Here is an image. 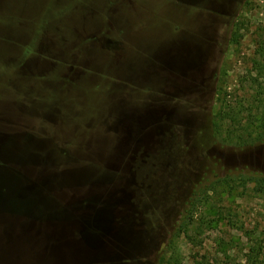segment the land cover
Instances as JSON below:
<instances>
[{"label":"rangeland","instance_id":"374dc122","mask_svg":"<svg viewBox=\"0 0 264 264\" xmlns=\"http://www.w3.org/2000/svg\"><path fill=\"white\" fill-rule=\"evenodd\" d=\"M263 62L264 0H0V264L264 254L252 185L186 214L206 176L264 173V139L220 137L256 131Z\"/></svg>","mask_w":264,"mask_h":264},{"label":"trees","instance_id":"16d2710c","mask_svg":"<svg viewBox=\"0 0 264 264\" xmlns=\"http://www.w3.org/2000/svg\"><path fill=\"white\" fill-rule=\"evenodd\" d=\"M261 66L257 69L258 78L254 81L255 86L258 89V96L261 99H264V62L260 64ZM231 109H228L227 112H223L222 114H218L217 123L215 125V132L221 135V131H223L222 126L226 121H232L233 123H239V118L237 115L231 114ZM258 125L253 126L256 128V131L250 133L248 128H241V130H230L227 133V136L222 138L221 140L223 144L228 145H238V147L246 146L252 143H260L264 139V113L260 119L257 121ZM241 134V135H238ZM231 185L237 184L238 186L242 185L244 188L247 185H252L255 194L264 198V173H240L237 176L226 175L224 177H220L218 174H214L206 178H203L197 185L194 187V191L190 196V208L187 210V219L189 220L192 217L195 208L200 203L201 200L205 199V195L207 193H213L216 187L222 185ZM193 210V211H192ZM181 229V227H180ZM247 264H264V254L262 252H255L252 250L247 259Z\"/></svg>","mask_w":264,"mask_h":264},{"label":"flooded vegetation","instance_id":"af4514ba","mask_svg":"<svg viewBox=\"0 0 264 264\" xmlns=\"http://www.w3.org/2000/svg\"><path fill=\"white\" fill-rule=\"evenodd\" d=\"M47 247H48V246H47ZM47 247H45V249H47ZM49 247H50V246H49ZM49 247H48V249H49ZM62 250L65 251L64 249H62ZM51 253H52L51 251H49V252L47 251V252H46V255H49V256H50ZM33 257H34V258H36V257H40V258H42V259H45V256H43L42 254H40V255H38V256L33 255ZM91 263H93V261L88 262L87 264H91Z\"/></svg>","mask_w":264,"mask_h":264},{"label":"water","instance_id":"95a60500","mask_svg":"<svg viewBox=\"0 0 264 264\" xmlns=\"http://www.w3.org/2000/svg\"><path fill=\"white\" fill-rule=\"evenodd\" d=\"M105 234L107 235V234H109V232H110V229H105ZM94 262L96 261V260H93Z\"/></svg>","mask_w":264,"mask_h":264}]
</instances>
